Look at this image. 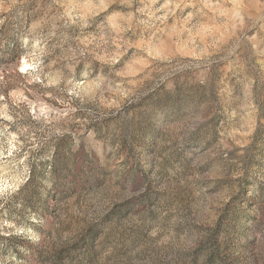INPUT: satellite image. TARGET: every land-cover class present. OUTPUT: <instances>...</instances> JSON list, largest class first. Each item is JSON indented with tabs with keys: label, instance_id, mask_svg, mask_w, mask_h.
Returning <instances> with one entry per match:
<instances>
[{
	"label": "rangeland",
	"instance_id": "rangeland-1",
	"mask_svg": "<svg viewBox=\"0 0 264 264\" xmlns=\"http://www.w3.org/2000/svg\"><path fill=\"white\" fill-rule=\"evenodd\" d=\"M0 264H264V0H0Z\"/></svg>",
	"mask_w": 264,
	"mask_h": 264
}]
</instances>
